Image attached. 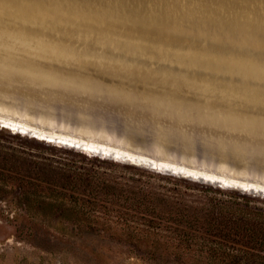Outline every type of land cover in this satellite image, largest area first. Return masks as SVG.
I'll use <instances>...</instances> for the list:
<instances>
[{"label": "rangeland", "instance_id": "obj_1", "mask_svg": "<svg viewBox=\"0 0 264 264\" xmlns=\"http://www.w3.org/2000/svg\"><path fill=\"white\" fill-rule=\"evenodd\" d=\"M78 1L25 0L24 7H16L17 13L21 14L0 21V28L20 35V40L14 41L15 43L6 39L7 45L11 43L19 47L18 52H15L18 56L12 52H0V60H2L0 65L7 66V68L15 67L19 71L25 72L19 73V75L32 76L39 82L56 83L83 93L106 95L115 101H120L122 109L126 112L134 111L138 115L140 112H145L152 118L158 117L161 120L164 119L163 117H168L165 123L171 121L186 123L185 121H187L189 127H185L189 130L181 131L180 135L191 140H195L196 134L200 133V129L194 122L202 121L203 124L209 123L214 128L224 126L233 129L230 121L237 118L235 114L251 117V119L241 118V124L245 123V125L240 131L246 132V125L250 124L253 129H257L255 130L257 136L264 137V127L259 126V124L264 125V114H256L258 111H264V37L258 35L250 36V39H238L237 36L232 35L236 31L240 34H250L257 28L260 30L259 33L264 35V0H134L133 3L138 4L136 8H132L133 4L131 7L127 6L128 0H114L117 1L115 4H118L114 5L116 8H127L133 14L134 19L128 20L132 23L121 22L110 17L108 12L95 2ZM165 7L172 8V13H164ZM7 9V3L0 0V13L6 12ZM89 15L100 17L107 22ZM114 17L121 20L122 14L118 12L114 14ZM137 20L142 25L136 24ZM165 20L171 21L172 25L180 28H182L180 25L185 22L184 30H191V32L176 30L170 27V24H167ZM111 21L121 22L122 24H117L121 28H132L131 30L140 35V39L147 38L149 44L128 47L127 44L114 39L106 40L108 36L104 33L98 36V32L111 29L110 27L115 24ZM192 23L201 24L199 25L201 27L193 28L190 26ZM4 38L7 37L4 35ZM149 45H153L152 48ZM116 48L120 50L130 48L132 52H115ZM156 53L158 55L153 56ZM18 61L22 62V67L19 66L21 64ZM3 69L6 68H2V71ZM6 71L9 70H4V72ZM106 74L111 77H106ZM193 88L203 90L201 92L203 95L196 97ZM157 89L162 93L156 91ZM131 90H135V92ZM152 90L154 92L150 93ZM65 93L66 97L71 98V91L68 90ZM1 94L4 93L0 92V104L3 105L0 106V117L20 121L47 133L91 140L146 158L147 156L143 154L168 159L169 161H159L190 168H200V164L184 162L182 157L198 161L204 158L201 146L194 154L184 153L178 146H168L169 148L165 150L166 154L159 156L156 154V144L150 134L143 138H132L124 134L122 126L115 122L121 116L119 117L109 110L103 114L99 113L101 111H97L102 117L98 122L101 121L100 123L104 124L109 134L116 136L117 140L113 141V144L105 143L103 138L100 139L99 136L96 137L95 134L88 131L81 132L86 124L80 121L77 114H82L86 109L82 110L72 100H68L72 106L63 108L62 105L57 104L55 109L48 110L45 105L37 103V105L34 103L28 106L26 98L22 96L14 97L12 95L15 99H3ZM174 94L184 100L178 101V98L170 97ZM16 98L20 100L15 102ZM192 98L193 101L201 104L185 100H192ZM79 101L82 100L79 99ZM207 101L214 105L221 102H230V105L233 103L234 107L229 109L216 107L220 111L223 110L222 115L226 111L227 115L234 114L233 117H226L229 122L223 124L226 119L218 114L214 118L222 123L217 121L212 123L213 119L209 118L210 115L201 118L196 113L186 110V104L189 106L203 105L202 108L207 110L214 109V105L206 103ZM235 103L245 107L240 108L237 105L238 107L235 108ZM4 104L8 105L7 108L4 107ZM147 104H152L157 109H172L179 113L157 109L147 112L145 109ZM14 107L16 110L12 109ZM245 108L246 110H243ZM203 111L204 114L207 113V111ZM45 117L53 119L54 124L52 122H50L51 124L45 123L44 121L47 122ZM41 118L44 120H40ZM1 127L0 129L3 128L6 135H19L24 139L36 140L46 146L83 152L81 149L48 143L45 140L35 139L31 135H22ZM171 132L175 134L173 130ZM230 135L227 134V136ZM4 139L7 140L0 138L1 144L16 148L26 147L21 145L18 140L8 143ZM122 140L127 141L129 148L126 147V143L121 144L126 149L118 147ZM117 144L118 146H116ZM257 146L261 148V151H264V146L261 147L259 144ZM33 151L49 155V151L45 149H34ZM90 156L100 158L92 154ZM105 160L115 164L135 166L129 162H118L110 158ZM211 160L214 166L222 165L219 158ZM226 164L234 170L232 175L235 177L238 176L235 174L236 172L250 168L249 165L239 164L240 168H238L234 161H229ZM137 167L152 174L158 173L147 167L138 165ZM258 172L264 173L262 170ZM123 173L134 174L126 171ZM163 173L160 174L170 175ZM121 174L122 172H119V175ZM244 179L254 182L264 181L251 176ZM212 187L216 188L217 186ZM12 189L16 190L15 183H0V264H166L154 261L147 255L141 257L127 243L118 241L113 234L123 233L124 226L121 222L112 223L113 229L111 230L108 228L92 232L71 230L66 223L56 222L55 219L61 215L60 210L39 209L36 205L29 212L24 210L25 207L23 209L18 204ZM224 189L238 191L231 188ZM35 192L38 196H50L48 185L45 184L37 187ZM257 197L264 199L261 196ZM188 264L196 263L191 261Z\"/></svg>", "mask_w": 264, "mask_h": 264}, {"label": "trees", "instance_id": "obj_2", "mask_svg": "<svg viewBox=\"0 0 264 264\" xmlns=\"http://www.w3.org/2000/svg\"><path fill=\"white\" fill-rule=\"evenodd\" d=\"M3 131L5 142L26 146L0 143V183L16 184L12 193L24 210L34 205L60 210L56 222L78 232L111 230L112 223L121 222L125 231L113 236L137 255L161 263L264 264L263 198L152 174ZM41 184L48 185L50 196L37 195Z\"/></svg>", "mask_w": 264, "mask_h": 264}, {"label": "bare ground", "instance_id": "obj_3", "mask_svg": "<svg viewBox=\"0 0 264 264\" xmlns=\"http://www.w3.org/2000/svg\"><path fill=\"white\" fill-rule=\"evenodd\" d=\"M1 1H4L5 3H7V8L8 9L6 10V12L0 13V21H4L6 19L19 16L21 13H17L15 8L16 7L17 8H22L26 4L25 0H1ZM79 1H81V0H79ZM83 1L92 2V3L95 2V3L99 4V6L103 10L108 12L110 17H112V18H114L116 20H119L121 22L122 21H126L128 23H132L131 21H128V20L134 19L133 14L131 12H129V10H127V8H116L114 6V5H118V4H115V3H117V1H114V0H83ZM135 1L134 0H128L126 5L131 7V5L133 4L132 8H136V7H138V4L133 3ZM119 5H121V4H119ZM82 6H83V4H82ZM14 10L16 11V14H15ZM34 10H38V9H34ZM39 11H41V10H39ZM118 12H120L122 14L121 20L114 17V14H116ZM163 12L166 13V14H171L172 13V8L165 7L163 9ZM89 16L92 17V18L101 20L103 22H107V20L101 19L100 17L93 16V15H89ZM108 22H110V21H108ZM111 22L115 23L114 25H112L110 27L112 29V31L109 32V30H111V29L106 30V31H104V30L100 31V32L97 33L98 36H99V34L104 33V34H106V36H108L106 38V40L114 39V40H117V41H120V42H123V43L127 44L128 47H130L132 45H135V46L136 45H138V46H141V45L142 46H147L149 44V42L147 41V38H145L144 40L140 39V35L137 34L136 32H134L133 30H131L132 28L124 29V28H121V27H119L117 25V24H119L121 22H119V23H118V21H111ZM165 22H167V24H170L169 26L173 27L176 30H182V31H185V32H188V33L191 32V30H184L183 26L186 25L185 22L180 25L182 28H180V27H178V26H176L174 24L172 25L171 21L165 20ZM136 24L142 25V23L139 22L138 20L136 21ZM102 25H104V24H102ZM199 25H201V24L192 23V25H190V26L193 27V28L201 27ZM253 29H255V27H253ZM222 30H224V28H222ZM259 31L260 30L258 28L255 29L250 34H248V33L247 34L246 33L245 34L244 33L240 34L238 31H236V32H233L232 35L237 36L238 39H241V38L250 39L251 38L250 36H258V35L264 37V35L260 34ZM87 33H89V32L87 31ZM228 34H231V33H228ZM4 35L7 38H4ZM197 36H199V35H197ZM199 37L202 38V36H199ZM19 38H20V35L18 33L10 31V30H7L5 28H0V52H12V54H15V55L18 56V54H16V53L18 52V50H19L18 48L19 47L16 44L14 45V44H11V43L9 45H7L6 44L7 43L6 39H10V41H13V42L14 41L18 42L20 40ZM252 39H254V38H252ZM206 40H208V39H206ZM149 46H150V48H152L153 45H149ZM102 47H106V46H102ZM112 47L114 48L115 45L113 44ZM114 51L115 52H120L121 51V53L122 52L124 53L126 51L132 52L130 50V48L129 49L124 48L122 50L116 48V49H114ZM143 54L146 55L148 53H143ZM143 54H141V55H143ZM149 55H151V53H149ZM157 55L158 54L156 53L153 56L156 57ZM19 56H21V55H19ZM0 61H2V60H0ZM19 63L21 64L19 66L22 67V62H19ZM0 66H1L0 67L1 68V70H0V92L4 93V94H1V97L3 99H9V98L15 99L14 97H16V95L17 96H22L23 98H26V100H27L26 102H27L28 106H30V105H32L34 103L35 104L37 103V104H40V105H43V106L45 105L48 110L52 109V108L55 109V106L57 104L58 105L59 104L62 105L63 108L72 106L68 102V100H72L76 104H80V103H84V105H85V103H88V104H91V105L92 104H96L99 107L98 110L101 111L99 113H102V114H103V112L109 110V111L118 113L119 117L121 116V118L122 117H127V118H130V119L134 118L133 120H137V121L138 120H142L139 117H137L138 114L135 113L134 111L126 112L125 110H123L122 109L123 107L121 106L122 104H120V101H115L114 99H112V98H110V97H108L106 95L105 96H103V95L100 96L98 94H91V95H93V97H90L88 95L90 93H83L81 91H77L76 89L69 88L67 86L56 84V83L39 82V81H36L32 76L19 75V73H25V72H21L15 67L7 68V66L6 67H4L2 65H0ZM2 68H6V69H3V71H2ZM4 70H9V71L8 72L7 71L4 72ZM26 74H28V73H26ZM105 82H107V81H105ZM188 89H190V88H188ZM193 89L195 90L194 91V95L196 97H200V96L203 95L201 93V92H203V90L196 89V88H193ZM68 90L72 92L70 94L71 98L66 97L65 91L67 92ZM131 91L135 92V90H131ZM156 91H159V92L162 93L161 90L157 89ZM137 92H143V91H137ZM146 92H144V93H146ZM153 92H154V90H152L150 93H153ZM67 94H68V96H70L69 93H67ZM187 94H184V95H187ZM12 95H14V97H12ZM96 97H97V99H96ZM170 97L178 98L179 99L178 101L184 100L182 98L177 97L176 94H174L173 96H170ZM204 97H205V95H204ZM18 98H20V97H18ZM20 99H22V98H20ZM79 99L82 100V101H79ZM17 100L18 99L16 98L15 102ZM185 100L191 101V103L192 102H194V103L196 102L198 104H201L200 102L193 101L194 100L193 98H192V100H189V99H185ZM195 100H197V99H195ZM21 101H23V100H21ZM24 101H25V99H24ZM175 103H177V102H175ZM206 103H210V102L207 101ZM210 104L214 105L213 103H210ZM193 105L189 106V104H186L185 105V107H187L186 110L188 112H190V113H196L198 115V117L200 116L201 118H204V117H207V116L209 117V115H210L209 118L213 119L211 121L212 123H213V121H217L219 123H222V122L216 120V118H214L215 115L219 114V115L223 116L226 119V121H224L223 124H227L229 122V120L227 118L233 117L232 115H234V114L227 115L228 113L226 111L224 112L225 114L223 113L224 115H222L221 112H223V110L220 111L219 109L216 108V107H223L224 109H229L230 107H234L233 103H231V105H230V102H221V103H219L217 105H214L213 107H215V108L212 109V110H209V109L207 110V109L202 108L203 105H195V106H193ZM237 105L238 104L235 105L236 106L235 108H237L238 106L240 108H244L245 107V106H241V105L237 106ZM0 106H3V105L0 104ZM7 106L5 105L4 107L7 108ZM10 107H12V106H10ZM102 107H105V108L102 109ZM84 108L87 110L89 108V106H86ZM12 109L16 110L15 107L12 108ZM114 109H118V111H115ZM25 110H27V109L25 108ZM28 110H30V109H28ZM203 110L207 111V113L204 114ZM243 110H246V108L243 109ZM256 114H264V111H262V110L258 111ZM235 115L237 116V118H240V119L236 118V119H232L230 121L233 129L237 128V129H234V130L231 129L230 127H224V126H222L221 128H219V127L214 128V127L210 126L209 123H207V124L204 123L203 124L202 121H199L197 123L194 122V124H196L198 126V128L200 129V133L196 134L195 140L192 139L193 143H197V144L202 145L209 152L210 151H214V150H211V149H218L224 155H228L229 153L239 154L244 159H250L252 161L264 162V151H261V148L257 146V144L261 145V147L264 146V137L257 136L256 133H255V130H257V129H253V127L250 126V124L246 125L247 126L246 132L240 131V130H242L241 129L242 126L245 125V123L241 124L240 121H242V119H244V118L251 119V117L247 118L246 116H243V114L242 115L235 114ZM45 118L48 119L47 117H45ZM163 118H164L163 119L164 121L161 120V118L154 117L153 118L154 119V123H152L156 127L155 129H157L159 131V133H161V134H167L168 136L175 137L176 139H178L179 135L182 134L181 131H185V130L188 131L189 130V129H187L189 127L187 121H185L186 123H180V122H175V121H171V122H166L165 123V121L168 120V117H163ZM42 119L43 118H41L40 120H42ZM52 120L53 119L49 118V120H47L48 122H46V121H44V122L51 124L50 122H52ZM107 120L109 121V119H107ZM146 120L147 119H145V121ZM0 125H2V127H4L5 129L6 128L10 129L13 132L15 131V132H18V133H20L22 135H31L33 138H36L38 140H45L48 143H55V144L65 145V146H68L70 148H76V149H78V148L81 149L82 148V151L84 153L88 154V155L92 154L91 153L92 151L93 152L94 151L95 152H104L105 154H112L113 156H115V158H110V159L118 161V162L119 161L125 162V161H122L121 159H119L120 157H125V158H128L130 161H134V164H137L138 166H142V167H147L148 166V168H150V170L156 171L158 173H163V172L161 170L157 171V170L153 169V167H156V169L157 168H159V169L167 168L168 170H174L175 172H182L186 176H188V178L189 177L202 176L206 180H211V181L217 180V181L222 182V183H224L226 185L237 186V188H243L247 192L248 191L250 192L251 189H254L256 191H260L261 190V191L264 192V183H262L260 181H258V182L250 181V179L249 180L242 179V178H239L238 176L235 177L234 175L227 174V172L224 171V170L221 173H214V172L206 171V170H203V169H200V168H190V167H185V166H181V165H177V164L166 163V162H162V161H159V160L169 161L168 159H159V158H155V157H151V156L143 154L144 156H147V158H146V157L140 156L138 154H133L131 152L123 151V150H120L118 148H113V147H110L108 145H104V144H101V143H98V142H94V141H91V140H84V139H80V138H76V137L68 136V135H57V134L47 133V132L41 131V130H39L37 128L31 127V126H29V125H27L25 123L20 122V121L11 120V119H8V118L0 117ZM259 126L260 127H264L263 124H259ZM193 129L196 130L195 128H193ZM172 130L175 132V134H172L173 133V132H171ZM169 132H170V134H169ZM232 133H235V134H232ZM227 134H231V135L227 136ZM101 137H106V136H101ZM186 138H188V137H184L183 136V140L184 141H185ZM100 139H102V138H100ZM108 140L112 141V139L109 138V136H108ZM105 143L112 144V143H110L108 141H106ZM119 145L120 146H118V144H117L116 146H118L120 148H124V147L121 146V143ZM127 145H128V143H126V147H127ZM127 148H129V147H127ZM166 148H169V147L167 146ZM124 149H126V148H124ZM127 150H129V149H127ZM165 150H167V149H165ZM208 154H213V153H208ZM107 158H109V157H105L103 159H107ZM151 158H154V159H157V160H154V159H151ZM213 160H215V159H213ZM130 161H127V162L132 163ZM218 161H220V160H218ZM217 164H220V163H217ZM254 165H256V164H254ZM214 167H217V166L215 165ZM236 167H238V164H237ZM238 168H240V166ZM239 171H240V169H239ZM174 176H176V175H174ZM229 177H231V178H229ZM232 178H235V179H232ZM193 181H196V180L193 179ZM261 184H263V185H261ZM227 189H229V188H227Z\"/></svg>", "mask_w": 264, "mask_h": 264}, {"label": "water", "instance_id": "obj_4", "mask_svg": "<svg viewBox=\"0 0 264 264\" xmlns=\"http://www.w3.org/2000/svg\"><path fill=\"white\" fill-rule=\"evenodd\" d=\"M106 77H111V76H109V74H106ZM88 95L90 97H93V95H91V94H88ZM96 99H97V97H96ZM77 106L80 107L82 110H84L83 109L84 107L89 106V108L86 111L84 110V112L82 114H79V113L77 114V110L75 109L77 116L80 118V121L82 123L86 124V127L81 129V132H84V131L87 132L88 131L91 134H95L94 136H96V137L99 136V138H103L105 141H108L110 143L117 140L115 138L116 136L108 133V131L105 129V126L103 123L98 122L101 119V116L97 113L99 107L96 104L91 105V104L85 103V105H84V103H80ZM145 109H147V112H150L151 110L157 109V108L155 106H152V104H147L145 106ZM114 110L118 111V109H114ZM157 110L170 111V113L174 112L177 114L179 113V111H174L172 109L160 108ZM110 112H112V111H110ZM113 113H115V112H113ZM115 114L119 115L118 113H115ZM181 115H185V114H181ZM185 116H187V115H185ZM137 117H139L142 120L137 121V120H133L134 118L130 119L127 117H122V118H119V120H115V122H117L118 124H120L122 126V128L124 130V134H127L128 136H130L132 138H135V137L136 138H143L146 135L150 134L153 137L155 144H156V146H155L156 147V154H158L159 156H163L166 154L165 149L167 146H173V145L176 147L178 146L184 151V153H190V154H194L195 152H197L198 147L201 146L204 158H202L201 160L198 161L195 159H188L186 157H182V160L184 162H188L190 164L199 163L200 169L210 171V172L212 171L214 173H221L224 170L229 175H232L234 170L232 168H230L226 163H228L229 161H234L236 164L243 165V166L249 165V167H250L248 170L236 172L235 174L238 175L239 178L244 179V178H248L251 176L253 178H259V179L264 180V173H262V174L258 173L259 170L264 171V162L252 161L250 159H244L239 154L229 153L228 155H224L218 149H211L214 151L209 152L202 145L197 144V143H193V141L190 138L189 139L186 138L184 141L183 136H180V135H179V138L176 139L175 137L168 136L167 134L159 133V131L157 129H155L156 127L152 124V123H154V119L152 118L151 115H148V113L140 112V114ZM145 119H147V120L145 121ZM47 120H49V118ZM52 124H54V121L52 122ZM101 136H106V137H101ZM108 136H109V138L112 139V141L106 139V138H108ZM120 142H121V144L127 143L126 140H122ZM81 150H82V148H81ZM207 152L213 153V154H208ZM91 153L93 156H98L102 159L105 157L115 158V156H113L112 154H105L104 152H95V151L93 152L92 151ZM215 158L221 159L222 165L214 167V165L211 162V159H215ZM119 159H121L122 161H125V162L130 161L128 158H125V157H120ZM130 162H132V164H134V161H130ZM182 164L187 165L185 163H182ZM254 164L258 165L259 167H256ZM134 165L137 166V164H134ZM260 167H262V168H260ZM147 168H148V166H147ZM153 169H155L157 171L161 170L162 172H164L163 174L176 175V177H182L185 179H189L191 181H193V179H195L196 180L195 182H200V183L209 184L212 186H217L221 189L231 188L234 190H238L242 193L264 197V192L261 190L256 191L254 189H251V190L249 189L250 192L249 191L247 192L243 188H237V186L226 185V184L219 182L217 180H215V181L206 180L202 176L189 177L188 178V176H186L182 172H175L174 170H168L167 168H162V169L157 168L156 169V167H153ZM260 182L264 183V181H260Z\"/></svg>", "mask_w": 264, "mask_h": 264}, {"label": "snow or ice", "instance_id": "obj_5", "mask_svg": "<svg viewBox=\"0 0 264 264\" xmlns=\"http://www.w3.org/2000/svg\"><path fill=\"white\" fill-rule=\"evenodd\" d=\"M0 126H2V125H0Z\"/></svg>", "mask_w": 264, "mask_h": 264}]
</instances>
